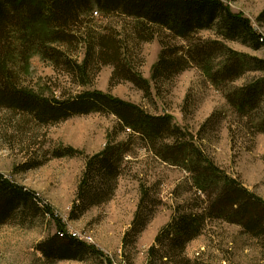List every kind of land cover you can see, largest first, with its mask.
Instances as JSON below:
<instances>
[{"label":"rangeland","instance_id":"374dc122","mask_svg":"<svg viewBox=\"0 0 264 264\" xmlns=\"http://www.w3.org/2000/svg\"><path fill=\"white\" fill-rule=\"evenodd\" d=\"M221 1L234 14L249 20L264 39V21H259L264 0ZM96 11L99 9L95 7ZM135 23L123 15L102 17L99 12L94 14L90 28L94 34L112 30L124 37L126 32L131 35ZM169 34L163 30L151 42L128 45L130 69L150 83L149 93L129 81H112L111 65L92 62L90 79L82 83L38 55L30 59L20 85L52 103L99 92L147 114L171 116L172 124L180 130L179 138L166 142L183 141L200 150L222 175L264 201V99L246 113L230 101L240 88L264 80V72L248 69L233 82L214 84L204 69L190 65L172 79L156 83L152 75L164 50L163 39L176 46L189 45L168 38ZM197 38L220 40L207 31ZM225 44L248 59L264 60V46L255 49L238 40ZM72 49L73 59L80 63L84 48L74 45ZM221 58L214 59L209 68L216 70ZM139 136L109 113L75 115L44 125L34 116L0 107V175L38 197V209L32 207L25 213L17 208L0 224V264H264L263 237L210 215L201 235L186 245L182 255L179 251L170 254L174 263L161 260L170 251L166 249L165 232L173 219L179 214H202L215 192L208 187L201 189L198 170L190 162L164 161ZM110 144L125 151L115 192L108 201L86 207L78 192L87 163ZM144 194L147 198L140 225L134 229ZM45 208L59 221L45 215ZM60 230L77 235L85 246L73 247L70 254L76 252L78 259H47L39 250ZM158 236H162L160 241Z\"/></svg>","mask_w":264,"mask_h":264},{"label":"trees","instance_id":"16d2710c","mask_svg":"<svg viewBox=\"0 0 264 264\" xmlns=\"http://www.w3.org/2000/svg\"><path fill=\"white\" fill-rule=\"evenodd\" d=\"M95 7L102 17L115 13L135 19L131 35H127L125 29L124 37L112 30L94 34L90 27L94 14H99L94 12ZM259 21H264V10ZM250 25L249 20L234 14L221 0H0V107L34 116L44 125L93 112L113 114L124 128L139 134L148 148L164 161L190 162L198 170L201 189L212 188L214 198L209 200L202 214H179L173 219L165 232L166 249L170 251L164 253L161 260L173 262L170 256L173 252L179 251L182 255L186 245L201 235L208 215L227 219L240 225L246 233L264 238V201L237 181L222 175L200 150L183 141L166 142L179 138L180 130L172 124L171 116H153L99 92L84 94L69 102L52 103L20 85L21 74L30 59L38 55L82 83L90 79L92 62L111 65L114 68L112 81H129L149 93L150 83L130 69L128 45L151 42L157 34L161 36L163 30L170 33L168 38L183 40L189 45L176 46L162 38L164 50L153 69L154 82L170 80L190 65L204 69L214 84L225 80L233 82L248 69L264 72V60L248 59L225 44L238 40L255 49L264 46L263 37ZM202 31L211 32L221 41L197 38ZM74 45L85 50L80 63L73 59ZM218 57L222 58L216 70L210 69L209 65ZM232 97L230 101L241 113L253 111L264 99V80L240 88ZM120 147L110 144L88 161L78 192L82 205L102 204L114 194L125 154ZM146 195L141 198L136 212L134 229L140 225ZM37 199L33 192L15 186L0 175V224L17 208H23L25 213L32 207L38 209ZM45 210V215L59 221L49 208ZM144 224L141 223L142 228ZM161 237L158 236L157 241ZM73 247L85 246L71 235L57 233L55 238L41 244L39 250L47 259H78L76 252L70 254Z\"/></svg>","mask_w":264,"mask_h":264},{"label":"built area","instance_id":"2783aa9c","mask_svg":"<svg viewBox=\"0 0 264 264\" xmlns=\"http://www.w3.org/2000/svg\"><path fill=\"white\" fill-rule=\"evenodd\" d=\"M95 14H97V13H95ZM59 233H68V232H66L65 230H60L59 232H58V234ZM75 237H78V236H75ZM82 239V238H81ZM83 240V239H82Z\"/></svg>","mask_w":264,"mask_h":264},{"label":"bare ground","instance_id":"6f19581e","mask_svg":"<svg viewBox=\"0 0 264 264\" xmlns=\"http://www.w3.org/2000/svg\"><path fill=\"white\" fill-rule=\"evenodd\" d=\"M60 234L62 235V234H65V233H60ZM66 234H67V233H66ZM75 236H77V235H73V234H72V237L77 238V237H75ZM77 239H78V238H77ZM79 240H80V239H79Z\"/></svg>","mask_w":264,"mask_h":264}]
</instances>
